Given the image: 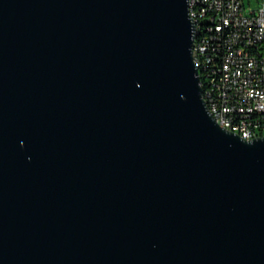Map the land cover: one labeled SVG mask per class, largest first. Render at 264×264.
I'll return each mask as SVG.
<instances>
[{
  "label": "water",
  "instance_id": "obj_1",
  "mask_svg": "<svg viewBox=\"0 0 264 264\" xmlns=\"http://www.w3.org/2000/svg\"><path fill=\"white\" fill-rule=\"evenodd\" d=\"M195 36L189 0H0V264H264V134Z\"/></svg>",
  "mask_w": 264,
  "mask_h": 264
},
{
  "label": "built area",
  "instance_id": "obj_2",
  "mask_svg": "<svg viewBox=\"0 0 264 264\" xmlns=\"http://www.w3.org/2000/svg\"><path fill=\"white\" fill-rule=\"evenodd\" d=\"M207 34L193 45L210 111L244 138L264 134V5L245 11L243 0H202Z\"/></svg>",
  "mask_w": 264,
  "mask_h": 264
},
{
  "label": "bare ground",
  "instance_id": "obj_3",
  "mask_svg": "<svg viewBox=\"0 0 264 264\" xmlns=\"http://www.w3.org/2000/svg\"><path fill=\"white\" fill-rule=\"evenodd\" d=\"M202 0H189V12L195 22L196 36L194 46L202 45V34H207V21H202ZM201 80H203V72L199 71ZM229 129L228 124H221Z\"/></svg>",
  "mask_w": 264,
  "mask_h": 264
},
{
  "label": "rangeland",
  "instance_id": "obj_4",
  "mask_svg": "<svg viewBox=\"0 0 264 264\" xmlns=\"http://www.w3.org/2000/svg\"><path fill=\"white\" fill-rule=\"evenodd\" d=\"M245 11L250 12L254 9H259L264 5V0H243Z\"/></svg>",
  "mask_w": 264,
  "mask_h": 264
}]
</instances>
